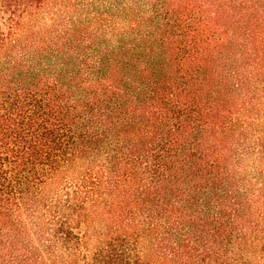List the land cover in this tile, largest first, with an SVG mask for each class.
<instances>
[{"label":"trees","instance_id":"1","mask_svg":"<svg viewBox=\"0 0 264 264\" xmlns=\"http://www.w3.org/2000/svg\"><path fill=\"white\" fill-rule=\"evenodd\" d=\"M0 264H264V0H0Z\"/></svg>","mask_w":264,"mask_h":264}]
</instances>
